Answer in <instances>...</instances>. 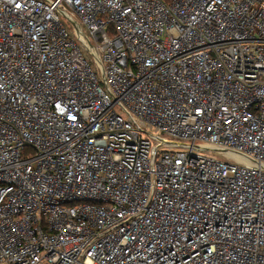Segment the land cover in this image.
Returning a JSON list of instances; mask_svg holds the SVG:
<instances>
[{"label":"built area","instance_id":"obj_1","mask_svg":"<svg viewBox=\"0 0 264 264\" xmlns=\"http://www.w3.org/2000/svg\"><path fill=\"white\" fill-rule=\"evenodd\" d=\"M0 264H264V0H0Z\"/></svg>","mask_w":264,"mask_h":264},{"label":"rangeland","instance_id":"obj_2","mask_svg":"<svg viewBox=\"0 0 264 264\" xmlns=\"http://www.w3.org/2000/svg\"><path fill=\"white\" fill-rule=\"evenodd\" d=\"M62 21H63L66 25H68V22H69V21H68L66 18L62 17ZM201 153H202L203 155L216 156V154H215L214 152H211V151H201Z\"/></svg>","mask_w":264,"mask_h":264},{"label":"water","instance_id":"obj_3","mask_svg":"<svg viewBox=\"0 0 264 264\" xmlns=\"http://www.w3.org/2000/svg\"><path fill=\"white\" fill-rule=\"evenodd\" d=\"M50 2V0H48Z\"/></svg>","mask_w":264,"mask_h":264}]
</instances>
